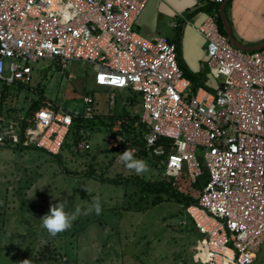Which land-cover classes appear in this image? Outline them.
<instances>
[{"label": "built area", "instance_id": "built-area-1", "mask_svg": "<svg viewBox=\"0 0 264 264\" xmlns=\"http://www.w3.org/2000/svg\"><path fill=\"white\" fill-rule=\"evenodd\" d=\"M148 1L0 0V147L60 154L78 112L49 103L30 110L31 99L21 109L11 106L10 91L2 98L4 90L33 89L32 68L39 62L61 72L70 62L88 63L97 87L138 96L142 140L151 156L165 158L164 176L178 181L184 174L194 184L207 171L198 203L186 214L205 240L210 263L254 264L264 246V49L235 48L220 33L217 15L206 16L197 29L206 42L205 64L225 80L215 93L192 92L175 44L133 28ZM83 101L84 118L93 119V100ZM120 131L118 122L106 134L107 149L136 154ZM89 149L86 140L75 146Z\"/></svg>", "mask_w": 264, "mask_h": 264}, {"label": "rangeland", "instance_id": "rangeland-1", "mask_svg": "<svg viewBox=\"0 0 264 264\" xmlns=\"http://www.w3.org/2000/svg\"><path fill=\"white\" fill-rule=\"evenodd\" d=\"M32 69L33 84L46 87L51 105L57 99L61 106L79 113L84 109L85 96H90L97 115L122 114L124 109L133 114L141 112L139 103L132 107L126 104L135 95L128 89L97 87L94 68L88 63L70 62L61 72L52 62L44 61ZM12 94L16 98L11 106L17 104L22 109L25 93L13 90ZM112 96L114 108L109 104ZM86 136L97 157L93 163L97 175L139 176L151 181L164 176L159 167L147 163L148 170L137 175L119 158L105 155L106 132L102 127H95ZM61 156L59 165L43 152L0 148V264H211L203 236L190 231L191 221L181 215L178 205L163 202L152 207L151 199L140 202L133 188L126 192L85 178L90 161L83 154L73 156L63 151ZM185 182L181 190L196 197ZM97 198L102 207L99 216L94 212L81 214L70 229L55 237L49 236L38 221L54 200H61L65 210L72 213L77 207L87 209ZM45 247L57 251V260H48ZM254 264H264V246Z\"/></svg>", "mask_w": 264, "mask_h": 264}, {"label": "trees", "instance_id": "trees-1", "mask_svg": "<svg viewBox=\"0 0 264 264\" xmlns=\"http://www.w3.org/2000/svg\"><path fill=\"white\" fill-rule=\"evenodd\" d=\"M232 1L233 0L228 2L226 7L231 6ZM220 5L221 4H211V3H208L206 0H202L201 7L197 8L194 12L196 13L202 12L206 16L212 15V14L217 15V25H218L219 31L222 35L226 36L223 30L221 19L219 17ZM175 46H176L177 62H178L179 68L182 70L184 77H186L191 82L192 92H195L199 88H204L205 90L209 92L215 93V91L217 90L219 86L218 84L214 88L201 87L200 79L203 76L202 73L188 74L187 72L183 71V67L181 66V58H180V45L178 41L176 42ZM13 90L18 93L20 92L25 93V98L21 102L23 103V105H25L28 99H31V104L29 105L30 110L39 109L48 102L47 101L48 99L46 96L47 94L46 87L42 84H38L33 89H31L30 87H23V86L13 87L12 89H5L4 90L5 93L3 94L2 98L4 99L10 91V96L12 97L13 102L15 103L14 100L16 96L12 94ZM85 97H90V96H85ZM90 98L93 100V104H92V107L94 109L93 119L84 118V114L86 111V105H85L84 109L81 112H79L78 116L74 119L73 126L66 138L62 152L66 151L67 153L73 156H79L83 154L85 158H89V161H90L89 169L87 172H85V175H84L85 178L96 180L100 182L101 184H106V185H110L114 187H121L126 192H128L129 189L133 188L136 194L139 195L140 202H145L151 199L152 207L158 206L162 204L163 202H169V203L171 202L175 205H178L181 208V212H180L181 215H187L186 208L192 205H197L198 203L197 198L202 192L203 187L208 182L209 177H208L207 171L204 168H203L202 176L199 179H197V181L194 184L186 183L185 182L186 178L184 174L181 176V178L178 181H175L173 178L163 176V175L162 177H159L155 181H151L149 179L139 177V176L128 177V178L127 177L125 178L123 176H117L115 178H106L103 176V174L101 175L96 174L93 163H95L97 157L91 151V146H90V149L85 152H78L75 150V146L80 140H86L88 142L87 138L89 137H87L86 135L87 133H93L95 127H102L104 131L106 132V134H108V133H112V128L118 122H120L121 131L119 132V135L123 137L125 142L128 143L130 147L136 149L135 157L137 159L144 160L147 164H150L155 168L159 167L160 172L162 173L165 170L164 165L161 164L162 161H165V158H156V157L151 156L150 152L145 147V144L142 140L144 133H145V128L141 124H139V114H133L124 109L122 114L112 112L105 116L97 115L95 111V101L92 97ZM52 102L53 104L51 106L56 110L60 107H62L66 111L69 110L64 106H61L62 103H60L57 99L52 100ZM136 103H139V100L136 94L133 95L131 99L126 101V104L129 105L130 107L134 106ZM111 108H114V106ZM163 143L170 144L171 142L169 140L160 139L158 144H163ZM0 148L9 149V150L21 152V153L26 152V151L43 152L34 147L23 148V147L18 146L15 148H10V147H0ZM62 152L58 155H49V156H51L56 162H58L59 165H62V156H61ZM103 152L105 153V155L109 154L113 156V159L119 158L116 150L110 151L108 149H105L103 150ZM183 182H185L188 185V188L191 189V191L197 194L196 197H194L191 192L187 191L184 193L181 190L182 189L181 183ZM146 210L147 209H143V211L138 210V212H141V211L144 212ZM190 221H191L190 231L192 233L196 232L197 234H199L195 228V225L193 224V221L191 219ZM202 243L205 249L204 239H202ZM45 250L49 254L48 260L50 261L57 260V257H58L57 251H50L49 247H45Z\"/></svg>", "mask_w": 264, "mask_h": 264}, {"label": "crops", "instance_id": "crops-1", "mask_svg": "<svg viewBox=\"0 0 264 264\" xmlns=\"http://www.w3.org/2000/svg\"><path fill=\"white\" fill-rule=\"evenodd\" d=\"M201 2L202 0H149L133 28L148 39L160 37L175 45L178 41L183 71L188 74L202 73L200 86L214 88L221 82L212 76L205 64L206 42L197 31L206 15L194 12L201 7ZM225 13L237 42L247 47L264 43V0H233L231 6L225 8Z\"/></svg>", "mask_w": 264, "mask_h": 264}, {"label": "clouds", "instance_id": "clouds-1", "mask_svg": "<svg viewBox=\"0 0 264 264\" xmlns=\"http://www.w3.org/2000/svg\"><path fill=\"white\" fill-rule=\"evenodd\" d=\"M121 164L129 171L139 175L148 170L146 162L135 157V152L131 148H127L122 154H118ZM55 203L50 204L48 212L38 221L41 222L44 231L51 237H55L71 228L72 223L81 214L88 215L95 213L99 216L102 211L100 199L97 198L87 209L82 210L77 207L74 212L69 213L65 210V204L61 200H54Z\"/></svg>", "mask_w": 264, "mask_h": 264}, {"label": "water", "instance_id": "water-1", "mask_svg": "<svg viewBox=\"0 0 264 264\" xmlns=\"http://www.w3.org/2000/svg\"><path fill=\"white\" fill-rule=\"evenodd\" d=\"M231 0H224L223 3L220 5V10H219V17L221 19V23L223 26V30L226 34L227 39L229 40V42L237 49L245 51V52H252V51H257V50H261L264 49V43H262L261 45L255 46V47H247L239 42H237L232 35V29L230 26V23L227 19L226 13H225V8L228 4V2H230Z\"/></svg>", "mask_w": 264, "mask_h": 264}]
</instances>
